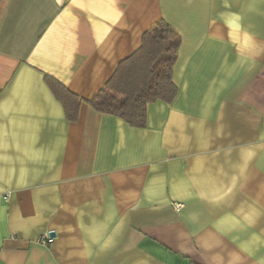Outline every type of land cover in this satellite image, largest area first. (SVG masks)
<instances>
[{
  "label": "crops",
  "instance_id": "1",
  "mask_svg": "<svg viewBox=\"0 0 264 264\" xmlns=\"http://www.w3.org/2000/svg\"><path fill=\"white\" fill-rule=\"evenodd\" d=\"M161 19L175 98L96 110ZM0 264H264V0H0Z\"/></svg>",
  "mask_w": 264,
  "mask_h": 264
},
{
  "label": "trees",
  "instance_id": "2",
  "mask_svg": "<svg viewBox=\"0 0 264 264\" xmlns=\"http://www.w3.org/2000/svg\"><path fill=\"white\" fill-rule=\"evenodd\" d=\"M181 37L168 22L161 19L142 37L140 47L120 62L104 87L89 100L99 112L123 118L133 126L144 127L149 102H171L178 91L172 80V69ZM45 79L62 103L66 117H79L83 99L53 76Z\"/></svg>",
  "mask_w": 264,
  "mask_h": 264
},
{
  "label": "built area",
  "instance_id": "3",
  "mask_svg": "<svg viewBox=\"0 0 264 264\" xmlns=\"http://www.w3.org/2000/svg\"><path fill=\"white\" fill-rule=\"evenodd\" d=\"M181 206V204H176V207L179 208ZM53 237H49L48 234H45L44 236L40 237L39 241L42 244H49L50 242H52Z\"/></svg>",
  "mask_w": 264,
  "mask_h": 264
},
{
  "label": "water",
  "instance_id": "4",
  "mask_svg": "<svg viewBox=\"0 0 264 264\" xmlns=\"http://www.w3.org/2000/svg\"><path fill=\"white\" fill-rule=\"evenodd\" d=\"M50 235H53L54 236L55 235V232L54 231H51L50 232Z\"/></svg>",
  "mask_w": 264,
  "mask_h": 264
}]
</instances>
